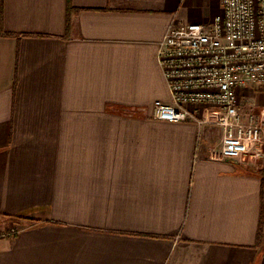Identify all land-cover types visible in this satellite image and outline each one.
Returning <instances> with one entry per match:
<instances>
[{"label":"crops","instance_id":"crops-1","mask_svg":"<svg viewBox=\"0 0 264 264\" xmlns=\"http://www.w3.org/2000/svg\"><path fill=\"white\" fill-rule=\"evenodd\" d=\"M67 3L0 0V264H264L256 168L152 117L159 41L221 0Z\"/></svg>","mask_w":264,"mask_h":264},{"label":"built area","instance_id":"built-area-1","mask_svg":"<svg viewBox=\"0 0 264 264\" xmlns=\"http://www.w3.org/2000/svg\"><path fill=\"white\" fill-rule=\"evenodd\" d=\"M157 60L170 101H153L154 119L219 128L214 159L263 156L264 106L244 93L264 91V0H221L207 22L170 25Z\"/></svg>","mask_w":264,"mask_h":264},{"label":"rangeland","instance_id":"rangeland-1","mask_svg":"<svg viewBox=\"0 0 264 264\" xmlns=\"http://www.w3.org/2000/svg\"><path fill=\"white\" fill-rule=\"evenodd\" d=\"M264 106V105H263ZM263 154H264V146H263ZM236 161L238 163L244 164L247 167H249V169L253 168V169H258L257 165L260 167L262 163H264V156H261L259 158H250L249 155L245 156V160L244 161H240V160H233ZM19 218V217H18ZM16 229L14 227H11L9 230H5V231H0V236H5L7 234H11L12 232H14Z\"/></svg>","mask_w":264,"mask_h":264},{"label":"trees","instance_id":"trees-1","mask_svg":"<svg viewBox=\"0 0 264 264\" xmlns=\"http://www.w3.org/2000/svg\"><path fill=\"white\" fill-rule=\"evenodd\" d=\"M76 9L71 5L70 0H68L67 3V18H66V28H68L69 24V16L72 12H74ZM256 173L259 174L261 178V193H264V168L256 169Z\"/></svg>","mask_w":264,"mask_h":264}]
</instances>
